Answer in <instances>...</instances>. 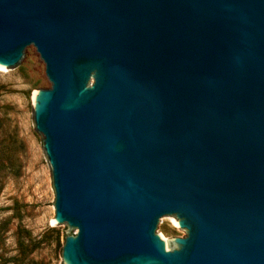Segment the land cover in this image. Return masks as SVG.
I'll use <instances>...</instances> for the list:
<instances>
[{"label":"water","instance_id":"water-1","mask_svg":"<svg viewBox=\"0 0 264 264\" xmlns=\"http://www.w3.org/2000/svg\"><path fill=\"white\" fill-rule=\"evenodd\" d=\"M30 50L63 264H264V0H0Z\"/></svg>","mask_w":264,"mask_h":264},{"label":"rangeland","instance_id":"rangeland-1","mask_svg":"<svg viewBox=\"0 0 264 264\" xmlns=\"http://www.w3.org/2000/svg\"><path fill=\"white\" fill-rule=\"evenodd\" d=\"M30 50L17 74L0 70V264H63L66 227L52 224L54 191L42 137L32 121V94L50 83ZM165 222V239L184 236Z\"/></svg>","mask_w":264,"mask_h":264},{"label":"bare ground","instance_id":"bare-ground-1","mask_svg":"<svg viewBox=\"0 0 264 264\" xmlns=\"http://www.w3.org/2000/svg\"><path fill=\"white\" fill-rule=\"evenodd\" d=\"M34 94H35V92H33V94H32V99H33ZM172 222H173L175 225L177 224L176 221H172ZM52 224H55L53 219H52ZM161 237L165 239V237H164L163 235H161Z\"/></svg>","mask_w":264,"mask_h":264}]
</instances>
